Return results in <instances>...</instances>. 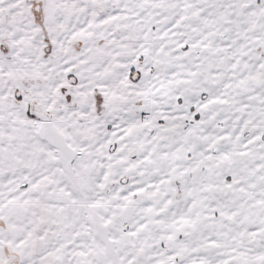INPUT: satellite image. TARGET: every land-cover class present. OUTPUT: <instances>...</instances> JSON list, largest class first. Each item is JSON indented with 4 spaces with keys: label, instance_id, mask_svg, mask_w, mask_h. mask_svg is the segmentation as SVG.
Listing matches in <instances>:
<instances>
[{
    "label": "snow or ice",
    "instance_id": "6c2138e0",
    "mask_svg": "<svg viewBox=\"0 0 264 264\" xmlns=\"http://www.w3.org/2000/svg\"><path fill=\"white\" fill-rule=\"evenodd\" d=\"M0 264H264V0H0Z\"/></svg>",
    "mask_w": 264,
    "mask_h": 264
}]
</instances>
